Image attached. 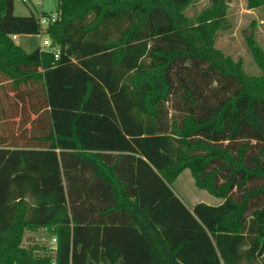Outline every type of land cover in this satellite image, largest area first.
<instances>
[{"label":"trees","instance_id":"obj_1","mask_svg":"<svg viewBox=\"0 0 264 264\" xmlns=\"http://www.w3.org/2000/svg\"><path fill=\"white\" fill-rule=\"evenodd\" d=\"M200 1L57 0L42 28L0 0V264H264V52L246 73ZM185 170L221 203L187 208Z\"/></svg>","mask_w":264,"mask_h":264},{"label":"rangeland","instance_id":"obj_2","mask_svg":"<svg viewBox=\"0 0 264 264\" xmlns=\"http://www.w3.org/2000/svg\"><path fill=\"white\" fill-rule=\"evenodd\" d=\"M228 6L226 19L228 28L219 32L215 47L222 51L226 56L234 61H240L242 68L246 73L253 76L260 74L252 55L248 49V39H252L264 52V23L260 10H249L246 8V0H224ZM57 0H14V15L33 16L39 19L41 12L53 14L56 10ZM206 5L208 0H201L196 5L186 10L188 17L196 16ZM46 38L43 35L38 36H20L15 44L21 46L26 52L36 47L44 49L46 45L43 41ZM48 47V46H46ZM0 86V99L6 109V95L2 92ZM6 91V90H5ZM7 110V109H6ZM11 123L10 120L7 124ZM10 131H15L16 126L10 125ZM1 129V128H0ZM173 192L181 199L185 206L191 209L195 204L203 203L209 206H217L221 201L206 191L199 190L194 185L189 170L183 171L171 186ZM34 243L43 244L52 248L54 239L44 230L35 232L26 231L23 237L22 246L30 247Z\"/></svg>","mask_w":264,"mask_h":264},{"label":"built area","instance_id":"obj_3","mask_svg":"<svg viewBox=\"0 0 264 264\" xmlns=\"http://www.w3.org/2000/svg\"><path fill=\"white\" fill-rule=\"evenodd\" d=\"M22 2L25 3V2H27V0H22ZM55 19H56L55 14H52V15L50 16V18H46V17L40 15V17H39V24H40V26H41L42 28H45V27L48 25V23H50V22H54ZM15 38H16V36H13V37H12L13 40H14ZM43 44L46 45V46H48V47L45 46L44 49H47V48H50V47H51V42L49 41V39H48V40L46 39V41L44 40V41H43ZM41 49H42V48H41ZM51 51H52V53H53V55H54V58L56 59V58L58 57V54H59L58 49L53 48Z\"/></svg>","mask_w":264,"mask_h":264},{"label":"crops","instance_id":"obj_4","mask_svg":"<svg viewBox=\"0 0 264 264\" xmlns=\"http://www.w3.org/2000/svg\"><path fill=\"white\" fill-rule=\"evenodd\" d=\"M41 13H44V12H41ZM19 37H20V36H17V37L13 40L14 43H15V41H16ZM220 203H221V202H220ZM220 203H219V204H220ZM219 204H218V205H219Z\"/></svg>","mask_w":264,"mask_h":264}]
</instances>
